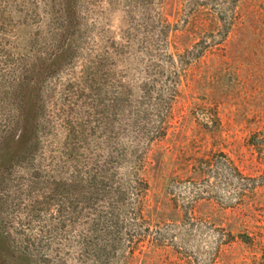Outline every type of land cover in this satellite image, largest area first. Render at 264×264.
Masks as SVG:
<instances>
[{
    "label": "rangeland",
    "instance_id": "rangeland-1",
    "mask_svg": "<svg viewBox=\"0 0 264 264\" xmlns=\"http://www.w3.org/2000/svg\"><path fill=\"white\" fill-rule=\"evenodd\" d=\"M61 5L0 0V145L16 88L61 42L70 55L40 88L30 161L4 176L9 231L38 201L49 209L23 230L55 228L54 264H264V0H75L68 32ZM130 151L145 155L142 192L127 189ZM110 158L127 218L104 261L81 258L105 201L78 215L51 183Z\"/></svg>",
    "mask_w": 264,
    "mask_h": 264
},
{
    "label": "trees",
    "instance_id": "trees-1",
    "mask_svg": "<svg viewBox=\"0 0 264 264\" xmlns=\"http://www.w3.org/2000/svg\"><path fill=\"white\" fill-rule=\"evenodd\" d=\"M61 3L62 21L66 31L76 24L75 0H61ZM65 36L67 37L68 35L66 34ZM69 56L68 45L63 41L55 54L44 60L43 63L37 64L33 68L32 75L25 78L16 88L18 113L15 129L11 136L0 145V188L4 182V176L9 170L17 167L22 161H30L29 156L32 155L38 144L40 88L46 78L57 72L62 67L63 61H66V57ZM151 140L152 137L150 138ZM130 154H133V159L129 162L131 170H129L130 179H128L129 185H127V189L129 188L134 192H142L146 187V182L141 177V174L146 170L145 155H142V153L139 155L136 151H130ZM116 165L114 158L102 163L89 162L85 164L82 170H79L77 166L74 167L75 171L70 184L66 182L51 183L56 188L52 190L54 195H57L58 192L67 193L68 187H71L70 190L75 196V212L78 215L81 214V209L85 210L88 206L87 210H92L93 207H96V203L105 201L106 212L95 215L93 223L81 235L83 236L81 239L83 244L81 243V246L84 247L81 258L87 255L102 261L105 256L108 257L111 254H108L110 251L116 250L120 233L119 223L124 218H127L128 213L124 191H122L123 184L117 177ZM35 178L39 180L37 174ZM29 188H27L28 192ZM2 196L3 194L0 190V264H54L52 257L48 253L51 246L49 241L45 240V236L51 234L55 228L49 229L46 227V229H41L39 231L40 236L37 238L26 235L23 230L25 227L32 229L34 221L40 218L42 212L49 208H44V204L38 201H30L31 203L24 209L25 212L29 213L27 215L28 219L26 218V220L22 221L23 224L20 223L19 225L22 232H15V229L9 231V224L3 223V210L6 209L7 199H3ZM61 203L63 204V202ZM49 206L51 205L49 204ZM15 208V212H17L22 207L18 205ZM131 212H129V215H132V219L137 220L136 209H132ZM128 238L130 243L134 239L131 235H128ZM59 262L60 260L57 261V264Z\"/></svg>",
    "mask_w": 264,
    "mask_h": 264
}]
</instances>
